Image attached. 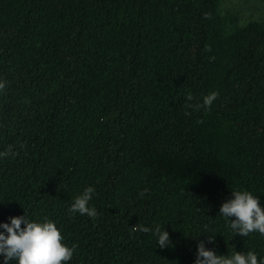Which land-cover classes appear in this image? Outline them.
<instances>
[{
	"label": "trees",
	"instance_id": "1",
	"mask_svg": "<svg viewBox=\"0 0 264 264\" xmlns=\"http://www.w3.org/2000/svg\"><path fill=\"white\" fill-rule=\"evenodd\" d=\"M222 2L0 0V222L55 221L68 264L264 257L219 213L233 190L264 205V14ZM89 186L97 215L72 213Z\"/></svg>",
	"mask_w": 264,
	"mask_h": 264
},
{
	"label": "clouds",
	"instance_id": "2",
	"mask_svg": "<svg viewBox=\"0 0 264 264\" xmlns=\"http://www.w3.org/2000/svg\"><path fill=\"white\" fill-rule=\"evenodd\" d=\"M4 87L5 82L0 80V90ZM216 96L215 92L205 96L203 105L210 107ZM188 99L191 100L192 97L189 96ZM7 155V151L0 152V158ZM93 192L94 188L89 186L76 196L70 211L95 217L96 209L89 206ZM219 213L230 220L229 226L235 234L245 237L258 232L264 235V205L251 191L233 190L231 197L221 203ZM138 227L143 232L152 231L160 248L172 246V239L165 228L157 226L153 230L143 225ZM213 242V238L209 237L208 243ZM73 252L74 246H68L53 220L29 219L24 214L12 215L7 221L0 222V264H68ZM194 264H264V257L251 250L235 251L231 255L219 254L201 240L197 244Z\"/></svg>",
	"mask_w": 264,
	"mask_h": 264
},
{
	"label": "rangeland",
	"instance_id": "3",
	"mask_svg": "<svg viewBox=\"0 0 264 264\" xmlns=\"http://www.w3.org/2000/svg\"><path fill=\"white\" fill-rule=\"evenodd\" d=\"M224 10L236 12L241 23L257 20L264 14V0H223Z\"/></svg>",
	"mask_w": 264,
	"mask_h": 264
}]
</instances>
